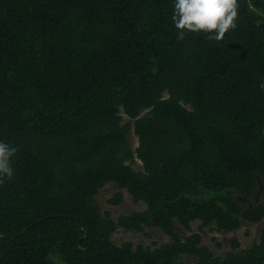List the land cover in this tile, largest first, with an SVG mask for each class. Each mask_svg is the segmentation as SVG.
<instances>
[{
    "label": "trees",
    "instance_id": "trees-1",
    "mask_svg": "<svg viewBox=\"0 0 264 264\" xmlns=\"http://www.w3.org/2000/svg\"><path fill=\"white\" fill-rule=\"evenodd\" d=\"M237 11L216 41L178 39L174 0H0V141L17 148L0 264H264V227L225 257L192 231L264 221V0ZM109 183L146 209L114 220ZM119 228L170 242L118 245Z\"/></svg>",
    "mask_w": 264,
    "mask_h": 264
},
{
    "label": "rangeland",
    "instance_id": "rangeland-1",
    "mask_svg": "<svg viewBox=\"0 0 264 264\" xmlns=\"http://www.w3.org/2000/svg\"><path fill=\"white\" fill-rule=\"evenodd\" d=\"M125 121H127V118H125ZM131 141L133 149H135L138 146V140L134 134L131 135ZM135 168L141 170V163L138 162ZM118 193L123 194V201L117 205L111 204L110 200ZM96 200L102 211L110 212L114 220H118L121 216L130 215L134 212L146 209L144 203H134L131 195L127 191L118 189L113 183H109L101 189ZM255 202L264 203V189H261L256 193L253 203ZM263 227L264 221L257 225L244 223L239 231L226 234L218 232L214 226L211 228L204 227L200 221H196L192 224V231L201 234L203 245L208 247L216 256L225 257L227 253L234 250V241H237L240 244V247L236 252L250 248L254 243L258 242ZM177 231L183 237L189 235V232L179 225L177 226ZM113 240L118 245H121L124 242H131L135 246L143 245L152 249L170 242V238L157 228H147L145 233H136L119 228L113 235ZM189 262L190 261H188V263Z\"/></svg>",
    "mask_w": 264,
    "mask_h": 264
},
{
    "label": "clouds",
    "instance_id": "clouds-1",
    "mask_svg": "<svg viewBox=\"0 0 264 264\" xmlns=\"http://www.w3.org/2000/svg\"><path fill=\"white\" fill-rule=\"evenodd\" d=\"M237 16V0H174L172 19L178 39L187 32H204L209 39L220 41L230 28L236 27ZM16 152V147L0 141V184L5 178L12 179L11 158Z\"/></svg>",
    "mask_w": 264,
    "mask_h": 264
}]
</instances>
